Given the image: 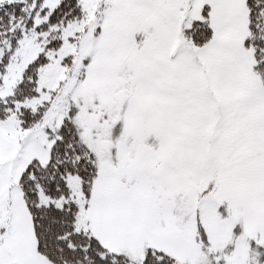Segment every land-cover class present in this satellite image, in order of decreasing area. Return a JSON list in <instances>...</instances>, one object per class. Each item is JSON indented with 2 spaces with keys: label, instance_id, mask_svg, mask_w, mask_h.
Wrapping results in <instances>:
<instances>
[{
  "label": "snow or ice",
  "instance_id": "obj_1",
  "mask_svg": "<svg viewBox=\"0 0 264 264\" xmlns=\"http://www.w3.org/2000/svg\"><path fill=\"white\" fill-rule=\"evenodd\" d=\"M0 264H264V0H0Z\"/></svg>",
  "mask_w": 264,
  "mask_h": 264
}]
</instances>
